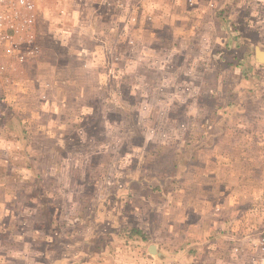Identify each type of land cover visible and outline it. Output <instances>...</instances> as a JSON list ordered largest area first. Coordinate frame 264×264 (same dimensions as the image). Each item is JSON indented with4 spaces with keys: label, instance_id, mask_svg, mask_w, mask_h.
Here are the masks:
<instances>
[{
    "label": "rangeland",
    "instance_id": "obj_1",
    "mask_svg": "<svg viewBox=\"0 0 264 264\" xmlns=\"http://www.w3.org/2000/svg\"><path fill=\"white\" fill-rule=\"evenodd\" d=\"M205 1L206 10H193ZM239 1L259 35L235 45L216 38L224 34L223 0H27L31 8L4 1L0 264H59L85 246L83 229L107 227L97 218L125 210L115 198L126 191L122 180L179 178L186 165L201 177L202 163L211 182L225 176L230 197L257 198L240 215L250 229L229 239L239 217L228 209L212 254L188 242L193 261L156 264H250L261 256L254 244L264 235V60L254 45L264 51V0ZM235 47L246 54L229 53ZM238 78L241 94L231 87ZM217 189L211 183V195ZM190 190L201 201L200 184ZM159 197L143 216L159 210L162 224H177L182 200Z\"/></svg>",
    "mask_w": 264,
    "mask_h": 264
},
{
    "label": "crops",
    "instance_id": "obj_2",
    "mask_svg": "<svg viewBox=\"0 0 264 264\" xmlns=\"http://www.w3.org/2000/svg\"><path fill=\"white\" fill-rule=\"evenodd\" d=\"M164 3L166 2L164 1ZM207 4L208 3L205 1L206 6L199 5L193 10H206V8H208ZM218 4H212V7L216 8L218 7ZM242 5L243 2L239 0H223L220 7H224L225 10L220 21L223 26L232 27L233 31L232 35L227 37L224 27L220 24V29L224 30V34L221 32L220 35L217 34L218 36L216 38L219 43L225 44L229 42V39L233 41L234 45L252 42L253 38L259 35L254 28L250 27L253 26L251 24L253 17L250 16V18H247L244 14L245 8ZM218 11L219 10H217V12ZM245 27H249L252 30L249 29L248 32H245ZM256 47L257 46L254 45V55ZM231 51L242 55L243 53L246 54L240 47H235V50H230V52L227 48L223 50L224 53H231ZM220 54L222 53H219V55ZM238 79L239 81L236 79L235 81L239 83L232 84L231 87L233 86V91L237 94H241V86L243 83L240 78ZM222 135L225 136L226 134L224 133ZM220 152L227 153L226 150L222 148H220ZM234 154L236 155L238 152L235 151ZM200 165L202 172L201 177H196L195 174L191 175L189 172L191 168L186 165V167L179 170L184 171V175L180 173L182 175L179 178H171V176H167L159 181L158 178H155L157 181L153 182L151 179L148 180L149 177L144 173V176L139 174V177H135L134 179L133 176H136L134 173L131 178L122 180L121 186L124 184L126 191L121 192L122 196L118 195L115 198L123 197L124 200L122 201V204L124 205L125 210H122L120 213H112L109 210L104 214V217L100 216L97 218V220L101 219V221H99L100 223H106L107 227L101 228L91 226L88 227L87 230L83 229V236L79 238V241L80 244L85 246L81 250L76 249L68 251V255H66L68 257L63 261L59 260V264H156L157 261L163 259L168 261L180 260L183 263V258H185V263L191 262L196 258V252L195 250L193 251L194 248H190V244L187 243L190 242L191 244L201 245L200 247H203V252L212 254L215 249V242L210 241L213 239L211 237L215 234H220V229L227 227V220L230 219L226 214L228 209L233 211V215L231 216L239 217V221H234V226L230 227L232 230L231 233L234 231L238 233H235V236L230 235L228 237L229 239H239L236 237L238 234L241 232H247V230L250 229L245 221H243V218H240L241 211L249 208V203L252 201L251 199H253L252 202H256L257 198L252 197L251 195L244 198L237 193H234L233 197H230L231 195L229 194V191L227 192V189L231 184L226 182L225 176L222 175L221 177L219 175L218 178H214L211 182V178L208 176V173L211 170L209 169L210 166L203 163ZM227 165L228 169L239 167V165L236 166V164L230 165L223 163L221 165L219 164V168L220 166L227 167ZM191 172L193 171L191 170ZM188 174L192 176L190 180H187ZM235 179L240 180L238 175L235 176ZM182 180H186L185 186L183 185L184 181ZM152 182L154 184H152ZM168 183H170V186ZM211 183L212 186L218 187L217 192L212 195L209 190L211 188ZM198 184H200V188L202 189L201 194L198 195L202 198L201 201L195 199L197 195L192 196L191 190L188 193V189L191 186L196 187ZM237 185H239L238 182H236L234 187H237ZM133 186H138L140 188L139 190L138 187L134 189ZM144 187L146 193L157 192L158 195L153 193L154 195L144 198L148 195L147 193L144 196L142 193L143 191L140 190ZM170 187L171 191H169ZM173 187L175 188L173 189ZM183 190L185 191V194L183 195L184 197H182ZM167 194H169L170 198H173V202H176L178 199L182 200L184 204L183 211H181L179 215L177 213L174 218L175 220H179L177 224L172 223L171 221L169 224H162L164 221L162 215H164V213L160 216L159 210L151 213V216H153L152 220L143 216L144 212L142 211V207L146 206L150 202V199L160 196L158 200H163ZM246 201H248L247 203L249 205L243 207V205H245L244 202ZM112 202H114V200ZM200 202L203 204H200ZM227 203L230 206H227ZM143 210H145V208ZM178 210L179 208L175 211ZM251 210L253 212L256 211L255 207L250 209V211ZM214 212L217 213H215L217 216L212 215ZM165 213H169L168 210ZM148 215L150 216V214ZM261 215L263 214L261 213ZM167 226H169V228H167ZM228 229H226V233H229L230 230ZM120 235L124 238L123 240L119 237ZM149 236H151V238ZM150 239L151 241H149ZM170 243H174L175 245L173 246L172 244L171 246H168ZM74 244L76 245L77 241ZM70 245L73 246V244ZM63 249L67 251L69 248L63 246ZM186 252H188V255ZM70 254L71 256H69Z\"/></svg>",
    "mask_w": 264,
    "mask_h": 264
},
{
    "label": "built area",
    "instance_id": "obj_3",
    "mask_svg": "<svg viewBox=\"0 0 264 264\" xmlns=\"http://www.w3.org/2000/svg\"><path fill=\"white\" fill-rule=\"evenodd\" d=\"M4 1L5 0H0V26L4 24V21H3L4 17L1 13V10L3 8H6V6H4V4H3ZM19 2L21 3V5L27 6V8H29L28 6H30V3L27 2V0H19ZM31 7L32 6H30V8ZM254 245L259 246V248H257V249H260L261 251L263 250V253L261 254V256L255 255L254 258L251 260L250 264H264V235H262L259 238L258 244H254ZM240 264H241V262H240Z\"/></svg>",
    "mask_w": 264,
    "mask_h": 264
},
{
    "label": "water",
    "instance_id": "obj_4",
    "mask_svg": "<svg viewBox=\"0 0 264 264\" xmlns=\"http://www.w3.org/2000/svg\"><path fill=\"white\" fill-rule=\"evenodd\" d=\"M255 56H256L257 60L263 61L264 60V51L261 50L259 47H256Z\"/></svg>",
    "mask_w": 264,
    "mask_h": 264
}]
</instances>
